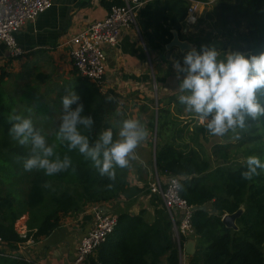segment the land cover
<instances>
[{"label":"trees","instance_id":"1","mask_svg":"<svg viewBox=\"0 0 264 264\" xmlns=\"http://www.w3.org/2000/svg\"><path fill=\"white\" fill-rule=\"evenodd\" d=\"M193 2L207 3L209 0H152L139 10L138 28L151 57H155L153 63L162 59L172 66L173 63L167 60L169 56L178 60L187 53L178 56L174 54L175 49L167 51L174 30L180 34L181 40L195 43L197 50L202 45H214L222 54L226 52L227 45L221 44L217 38L199 37L192 41L183 34ZM217 3L224 36L233 40L231 43L239 41L233 46L234 50L246 55L264 52V0H217ZM121 5L122 0L104 3L109 11ZM242 26L249 31L237 34ZM157 67L161 75L160 64L157 63ZM7 77L10 76L5 72L0 74V240L8 249L16 251L20 244L38 242L50 236L61 227L65 217L117 200L129 185L132 162L127 168H117L116 179L109 180L78 151H69L53 132L46 136L47 141L61 158L65 155L71 158L72 167L52 176L34 169L28 171L26 180L22 172L29 146L24 148L17 144L9 133L14 122L5 117L11 109L8 110L1 98L6 92ZM68 91H75L81 97L85 114L95 120L93 129L86 133L92 140L109 127L115 133L119 122L126 119L122 115V95L115 90L102 91L76 70L73 79L64 83L62 92L67 94ZM149 103L153 108V100ZM173 107L178 110L174 118L179 120L185 106L179 103L178 97L158 100L157 112L149 118L148 130L152 136H157L156 167L159 175L178 179L180 196L190 207H208L207 211H196L193 215L192 237L203 241L204 245H198L196 254L188 256L187 264H264V170H258L259 174L252 180H245L241 173L247 170L246 164L213 168L202 156L205 151L203 141L209 142V135H213L205 125L197 126L191 132L184 131L183 127L178 130V122L172 119ZM148 109L147 106L144 112ZM187 114L197 117L193 113ZM171 131L173 136L169 141L166 137ZM239 135L243 144L253 145L249 156H256L264 162V116L249 119ZM215 150L222 160L230 161V147L218 145ZM152 205L155 207L153 223L145 220V211L121 216L115 232L97 250V256L90 258L91 264L96 261L103 264H180L173 223L162 199L153 195ZM239 210H243V214L237 220L238 230L228 228L223 218ZM23 218H27L25 236L17 228ZM188 239L182 236V244ZM0 264L33 263L0 256Z\"/></svg>","mask_w":264,"mask_h":264},{"label":"crops","instance_id":"2","mask_svg":"<svg viewBox=\"0 0 264 264\" xmlns=\"http://www.w3.org/2000/svg\"><path fill=\"white\" fill-rule=\"evenodd\" d=\"M113 1L115 0H54V5L50 10L40 15L36 21L28 22L16 34L18 45L24 52L21 57L12 58L6 45L0 42V74L5 72L10 76L6 78V81L11 77L28 81L34 79V70L39 71L40 68L48 69L49 67L50 69L53 67V70L57 68V71H61L63 68L65 71L63 82H69L73 79L75 72L71 58L70 40L92 23L105 19L109 10L104 6V3ZM217 5V0H209V2L200 5L195 14V20L186 21L183 34H188V28H195L197 22L205 20V13L208 9ZM105 51L107 56L105 90H115L122 95L126 106L133 101H138V104H134L136 107L133 110L135 113L133 118L138 119L145 126L147 137L138 146L135 151V159L131 161L132 169L125 193L117 200L98 207L104 214L115 216L118 220L121 216H133L145 211V220L153 223L155 207L152 205L153 195L150 193V184L153 182L151 173L155 171L153 148L155 144L157 145V136H154V145H151L152 134L148 130L149 119L145 117L148 111L144 112V110L147 106L152 108L149 105V101L153 100L149 89L156 81L155 67H157V63L162 67L164 61L159 60L153 63L155 57H151L150 50L141 34L132 27L122 30L119 44L115 48L106 47ZM178 53L182 54L178 49H175L174 54ZM170 57L172 56L167 58L168 61ZM170 61H174V58ZM173 70L176 73L174 67ZM41 74L43 73L36 74L38 79L41 78ZM44 75L42 79L50 78L49 73ZM173 77L175 74L168 73L159 79L164 84ZM151 158L154 159L153 167L149 165ZM151 169L152 171H150ZM94 224L93 207H89L81 214L65 217L61 227L50 236L38 242L29 241L18 246V251L33 264H75L79 243L91 231ZM24 228L22 232L27 230L26 221ZM192 239L196 240V238L190 237L187 242ZM9 251L12 250L9 249ZM95 256H97L96 253ZM80 264H91V262L89 259Z\"/></svg>","mask_w":264,"mask_h":264},{"label":"clouds","instance_id":"3","mask_svg":"<svg viewBox=\"0 0 264 264\" xmlns=\"http://www.w3.org/2000/svg\"><path fill=\"white\" fill-rule=\"evenodd\" d=\"M173 67L179 81V103L195 114L213 136L229 133L233 141L239 140L237 129H245L249 119L264 116V52L246 55L240 51L221 52L214 45L192 48L177 60ZM111 99V98H109ZM81 97L68 91L61 98L62 114L56 138L66 144L69 151L76 150L90 160L101 176L116 179V169L130 166L135 151L147 137L144 125L136 118L119 122L118 130L103 129L94 140L87 135L95 120L85 114ZM73 105H76L73 108ZM9 133L21 146H30V154L23 161L25 171L42 170L52 176L72 167L71 158H61L47 141L46 134L36 128L30 118L11 116ZM245 180H252L264 162L256 156L246 160Z\"/></svg>","mask_w":264,"mask_h":264},{"label":"built area","instance_id":"4","mask_svg":"<svg viewBox=\"0 0 264 264\" xmlns=\"http://www.w3.org/2000/svg\"><path fill=\"white\" fill-rule=\"evenodd\" d=\"M122 1L123 5L114 6L105 19L92 23L69 42L72 47L71 58L75 70L81 77L90 80L104 92H106L107 73L106 47L115 48L119 44L122 30L126 28H135L140 34L137 24L138 12L147 1L152 0ZM203 4L193 2L189 9L188 22L195 20V14L199 6ZM53 5L54 0H0V42L6 45L12 58H19L24 54L18 45L16 34L28 22L36 21ZM155 170L156 177L150 184V193L162 199L173 223V232L180 252V264H187L182 236L190 238L193 235L194 208L181 198L177 178L161 177L156 167ZM93 212L95 214L94 227L81 239L75 264L86 262L94 256L118 227L117 217L104 214L98 206L93 207ZM21 233L23 236L26 234L22 231ZM0 252V256L32 263L18 250L10 252L2 240H0ZM95 264L103 263L96 261Z\"/></svg>","mask_w":264,"mask_h":264},{"label":"rangeland","instance_id":"5","mask_svg":"<svg viewBox=\"0 0 264 264\" xmlns=\"http://www.w3.org/2000/svg\"><path fill=\"white\" fill-rule=\"evenodd\" d=\"M211 9H208V11L205 13V20L202 19L199 23L195 25V28L191 27L188 28V34L186 36L192 39V41H196L199 37L205 38V39H215L217 38V41L221 42V44L227 45L226 52H232L235 51L233 46L237 43H231L233 40H231L228 37H225L223 34V28H221L220 25V15L217 11L215 6H211ZM220 29V30H218ZM222 30V31H221ZM249 30L242 26L240 29L237 30V34H243L247 33ZM188 41V40H187ZM190 42V41H189ZM191 43V42H190ZM244 44V43H243ZM193 46H197L195 43ZM245 47V45H244ZM178 56L180 54L178 53ZM173 57V56H172ZM170 57L169 59H173ZM158 60V59H156ZM162 60V59H161ZM172 62V66L165 61L161 67V75L159 74V67H156L155 72H157L156 81L154 84H152V87L149 89V91L152 94L153 99V108L152 110H147L145 117L149 119V117H153L156 115L157 112V102L158 100H166L170 97H179L182 93L179 91V81L177 80L176 76L177 73H174L173 65L174 62L177 61L174 58V61ZM178 60L182 62L183 57H179ZM171 71V72H170ZM43 73L41 74V78H37V73ZM54 72V75H52ZM34 79L33 80H26L23 81L20 78L11 77L7 81V85L5 86V89L3 90L6 94L2 93L1 98L5 101V105L8 106L9 113L8 117L14 116V115H21L25 118H30L34 124V126L40 130H42L46 136H50L54 132V137L56 136V130L58 129L59 123H60V116L62 114V105H61V98L66 95L62 91H64V78L65 77V71L63 68L57 71V68L53 70V67L49 69H42L40 68L39 71L34 70ZM50 74V78H43L42 76H45L44 74ZM168 73L175 74V77L169 78L166 83L163 84L162 80L159 79L160 77L166 76ZM59 94H61L59 96ZM127 99V98H126ZM137 100V98H135ZM2 100V101H3ZM138 104V101H133L129 103V105H125L123 103V111L122 115L127 118H133L135 117L134 109L136 105ZM150 105V104H149ZM151 106V105H150ZM162 106V105H161ZM184 112L179 117V120L174 118V116L177 114L178 110L177 108H172V119L174 121H177L178 130L179 128H184L186 130H189V132L193 131L197 126L204 125L200 122V120L197 117H190L187 114L186 110H183ZM189 116V117H188ZM9 120V118H8ZM196 121V122H193ZM119 125V124H118ZM185 126H188L185 128ZM244 129H237V132L240 134L243 132ZM233 133H229L223 137L219 136H210L209 135V142H204L205 151L202 152L203 158H206L210 161L212 164V167H218L222 166L224 168H231L236 167L239 165L246 164V160L249 157V153L251 149L253 148V145L245 143L243 144L242 138L240 137L239 140L233 141L231 137L233 136ZM173 136V132H170V136H167L166 138L171 141ZM190 136V135H189ZM188 137V135H187ZM151 145H154L155 138L151 136ZM188 140V139H187ZM185 141V138H184ZM50 144V142L48 141ZM18 144V142H17ZM10 145V144H9ZM218 145L230 147V161H224L220 158V155L216 153V147ZM18 147V145H15ZM26 146H24L25 148ZM153 151H155V147L153 148ZM30 154V146L27 152L25 153V156H28ZM132 161V160H131ZM153 161L154 159L151 158V162L149 163L150 167H153ZM155 170V169H154ZM152 171V169L150 170ZM25 175V179L28 180L27 176L29 174L28 171H25L23 168V172ZM152 181H154L156 177V170L152 171ZM162 177V176H161ZM26 221V218L21 219L17 223V228L19 231H24V223ZM175 238V236H174ZM192 238V237H191ZM198 245H204L203 241L197 240ZM175 242L178 245L177 240L175 239ZM186 257L188 259V256L186 254Z\"/></svg>","mask_w":264,"mask_h":264},{"label":"water","instance_id":"6","mask_svg":"<svg viewBox=\"0 0 264 264\" xmlns=\"http://www.w3.org/2000/svg\"><path fill=\"white\" fill-rule=\"evenodd\" d=\"M173 40L167 45L166 49L167 51H170L172 49H178L181 53L188 52L192 48L197 49V46H193L192 43H190L187 40H181L180 34L177 31H172ZM155 167H156V144H155ZM157 169V167H156ZM208 207H202L199 209L194 208V211H207ZM243 214V210H239L237 213L232 215H225L223 218V223L231 229L238 230L237 227V220L241 217ZM197 241L195 239H192L187 242L185 245V253L188 256H193L197 252Z\"/></svg>","mask_w":264,"mask_h":264}]
</instances>
